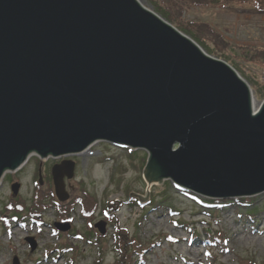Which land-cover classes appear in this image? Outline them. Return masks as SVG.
<instances>
[{"label": "water", "instance_id": "1", "mask_svg": "<svg viewBox=\"0 0 264 264\" xmlns=\"http://www.w3.org/2000/svg\"><path fill=\"white\" fill-rule=\"evenodd\" d=\"M97 141L146 151L147 185L170 180L210 199L264 192V100L253 111L227 63L136 0H0V180L31 153ZM74 169L51 167L59 203ZM94 228L104 235L105 221Z\"/></svg>", "mask_w": 264, "mask_h": 264}, {"label": "rangeland", "instance_id": "2", "mask_svg": "<svg viewBox=\"0 0 264 264\" xmlns=\"http://www.w3.org/2000/svg\"><path fill=\"white\" fill-rule=\"evenodd\" d=\"M154 1L138 0V4L177 29L156 12ZM176 21L184 26L190 23L211 25L229 43L225 53L233 54L236 68L210 56L231 66L257 103L264 100V69L240 56L242 48L264 47V13L257 14L250 6L226 11L193 7L179 13ZM147 157L144 150L104 141L69 156L76 163L74 177L66 188L68 201L75 204L70 221L62 219L64 212L54 196L53 186V197L47 200L53 207L41 212V219H20L21 224L12 221L13 215L10 221L3 219L8 215L2 206L7 203L9 193L3 179L0 185V264H13L14 258L17 264H115L121 256L124 261H134L130 262L132 264H264V192L244 197L252 199L259 212L256 226L247 219L244 210L236 207L230 206L219 213L204 208L191 197L210 198L184 190L170 180L148 186L142 176ZM35 158L22 166L20 198L13 200L15 204L31 205L38 186L37 178H32ZM45 184L39 187L43 189ZM85 192L97 204L93 214L87 217L82 215V205L73 201ZM138 196L143 199L139 201ZM132 199H138L140 205L129 203ZM99 220L106 223L104 235L94 228ZM54 223H68L69 229L59 232L53 227ZM118 228L126 231V242H132L117 245L113 235ZM205 229L218 233L221 244L207 242ZM195 233L200 237H194ZM28 237L35 240L33 251L25 240ZM64 245L66 251L59 253ZM136 250L143 251L141 257Z\"/></svg>", "mask_w": 264, "mask_h": 264}, {"label": "trees", "instance_id": "3", "mask_svg": "<svg viewBox=\"0 0 264 264\" xmlns=\"http://www.w3.org/2000/svg\"><path fill=\"white\" fill-rule=\"evenodd\" d=\"M154 6L156 8V12L164 18L166 21L171 23L175 26L179 31L188 35L193 41H195L207 54L215 56L219 59H223L229 62L234 68H236V64L234 62L233 54L227 55L225 52L228 50L229 43L225 41L215 29L211 27V25L207 23H195V24H188L186 26L180 24L176 21V16L183 12L184 9L193 8V7H208V8H217L221 11L229 10L230 8H237V7H247L250 6L254 9L255 13L262 14L264 13V0H155ZM240 56L243 60L249 62H255L260 65L264 69V47L260 49H252V48H242ZM232 56V58H230ZM264 95V91L262 92ZM143 167V166H142ZM52 195V182L51 178L49 177L45 187L41 189L39 185L35 190V194L32 198L31 205H26L25 203H17L14 202L7 206V210L14 212L13 218L15 222L20 223V219H31V220H39L41 219L40 214L44 212L47 208L53 207V203H47L48 199H51ZM191 198H194L195 201L201 202V206L204 208H208L213 210L214 213H219L224 211L228 207H236L238 210H244V214L250 222H255V219L258 215V210L254 207V201L250 198H240V199H230V201L226 199H208L202 200L196 197L195 195ZM197 198V199H196ZM75 203H80L82 205V215L83 217H87L93 214L96 209V201L93 197L89 194L82 193L81 196L75 198ZM134 206L140 205L138 199L130 200ZM63 212L64 217L62 218L65 221H70V213H72L73 209L75 208V204L73 202L67 201L61 203L59 205ZM13 210V211H12ZM24 212V214H23ZM22 214V215H21ZM21 224V223H20ZM256 224V222H255ZM254 224V225H255ZM257 226V224H256ZM207 242L209 243H219L220 236L218 233L211 232L209 229H205L204 233ZM196 238H199L200 235L195 233L193 235ZM115 241L117 240V245L121 243L132 242L129 240L126 242V231H122L121 229H117L115 234L113 235ZM193 238V237H192ZM66 245L61 246L59 253H63L66 251ZM120 248V247H119ZM120 252V250H119ZM136 254L140 255L143 254V251L136 250ZM122 259L117 261L115 264H132L134 261H124V256H121ZM132 262V263H130Z\"/></svg>", "mask_w": 264, "mask_h": 264}, {"label": "flooded vegetation", "instance_id": "4", "mask_svg": "<svg viewBox=\"0 0 264 264\" xmlns=\"http://www.w3.org/2000/svg\"><path fill=\"white\" fill-rule=\"evenodd\" d=\"M36 155V156H35ZM35 158L37 157V154L35 153H31L29 154V156L27 157L26 159V162L25 164L31 159V158ZM36 159V158H35ZM52 159V158H51ZM64 159H69L68 157H61L59 159H52L50 160V158L48 157L47 159L45 160H40L38 157L37 159L35 160L34 164H33V169H32V178L34 179L35 177L37 178L38 180V173H39V168H40V174H41V178H42V183H46L48 178L51 177L50 176V170H51V167L52 165L56 164V163H59L61 160H64ZM49 160V162H47ZM76 164V163H75ZM76 167V165H75ZM22 167L16 171H7L5 172V174L3 175V178L1 179L0 181V185L2 184V181L3 179L6 180V184H7V187H8V199H7V203H5L3 206H2V209H4L8 215L7 216H4L3 219L7 220V221H10V218L12 217L13 213L14 212H11V211H8L7 210V206L9 204H11L10 201L14 202L13 200H16V199H19L20 198V194L18 193L16 197L13 196V193L11 191V185L13 183H20V178H19V173L21 171ZM21 184V183H20ZM65 184H66V188L70 186V182L69 180H66L65 179ZM14 217V216H13ZM11 218L12 221H14V218ZM17 224H19V222H15Z\"/></svg>", "mask_w": 264, "mask_h": 264}, {"label": "bare ground", "instance_id": "5", "mask_svg": "<svg viewBox=\"0 0 264 264\" xmlns=\"http://www.w3.org/2000/svg\"><path fill=\"white\" fill-rule=\"evenodd\" d=\"M136 1L138 2V0H136ZM259 105L260 104L257 103V101H255V99L253 97H251V106H252L253 111H257V109L259 108ZM148 186H151V184Z\"/></svg>", "mask_w": 264, "mask_h": 264}]
</instances>
